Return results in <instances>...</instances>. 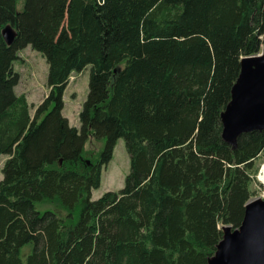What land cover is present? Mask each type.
Masks as SVG:
<instances>
[{
  "label": "trees",
  "instance_id": "trees-1",
  "mask_svg": "<svg viewBox=\"0 0 264 264\" xmlns=\"http://www.w3.org/2000/svg\"><path fill=\"white\" fill-rule=\"evenodd\" d=\"M16 4L0 0V264H208L222 226H240L264 152V130L232 146L221 123L241 58L264 43V0ZM28 45L48 64L33 115L13 68ZM87 65L76 127L62 95ZM89 137L103 148L87 163ZM119 137L124 185L92 199Z\"/></svg>",
  "mask_w": 264,
  "mask_h": 264
},
{
  "label": "water",
  "instance_id": "water-1",
  "mask_svg": "<svg viewBox=\"0 0 264 264\" xmlns=\"http://www.w3.org/2000/svg\"><path fill=\"white\" fill-rule=\"evenodd\" d=\"M2 35L10 45L16 31L7 24ZM221 123L222 137L232 146L240 134L264 130V45L257 54L241 58L240 73L231 100L221 113ZM224 229L208 264H264V200L251 197L240 226L232 229L225 225Z\"/></svg>",
  "mask_w": 264,
  "mask_h": 264
},
{
  "label": "rangeland",
  "instance_id": "rangeland-1",
  "mask_svg": "<svg viewBox=\"0 0 264 264\" xmlns=\"http://www.w3.org/2000/svg\"><path fill=\"white\" fill-rule=\"evenodd\" d=\"M23 4L24 0H17V11L22 10ZM17 55L18 59L13 62V68L19 73L20 78L15 87V92L26 97L30 106V113L33 115L36 106L48 93V64L43 55L29 45L19 50ZM89 70L90 66L87 65L82 71L73 72L63 91L62 99L64 106L62 114L72 126L79 127L78 115L88 92ZM84 148L85 161L90 163V160H94L95 157L99 156L103 148V140L89 137ZM7 157L8 155L6 154L0 155V180L3 177L1 168ZM263 166L264 152L255 161V181L251 184V189L254 190V195L251 197H258L262 200H264V184L260 181V172ZM129 167V155L125 148L124 138L119 137L113 148L111 159L102 166L100 184L91 190V198L96 199L105 191H117L122 188L125 177L129 172ZM36 207L40 212H43L49 206L43 203H37ZM224 228L225 225L222 226V229L225 231ZM29 250L30 245L24 246L22 248V254L25 255Z\"/></svg>",
  "mask_w": 264,
  "mask_h": 264
},
{
  "label": "bare ground",
  "instance_id": "bare-ground-1",
  "mask_svg": "<svg viewBox=\"0 0 264 264\" xmlns=\"http://www.w3.org/2000/svg\"><path fill=\"white\" fill-rule=\"evenodd\" d=\"M260 181L264 184V166L260 172ZM260 201H263V200L260 198Z\"/></svg>",
  "mask_w": 264,
  "mask_h": 264
}]
</instances>
